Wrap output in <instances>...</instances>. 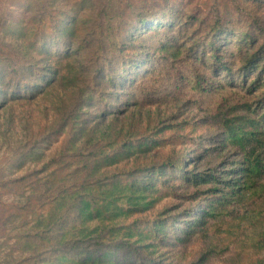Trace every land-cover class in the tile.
<instances>
[{"label":"rangeland","instance_id":"rangeland-1","mask_svg":"<svg viewBox=\"0 0 264 264\" xmlns=\"http://www.w3.org/2000/svg\"><path fill=\"white\" fill-rule=\"evenodd\" d=\"M103 2L0 0V264H264V193L174 223L204 203L186 177L236 159L217 115L256 75L264 0H113L116 84Z\"/></svg>","mask_w":264,"mask_h":264},{"label":"trees","instance_id":"trees-1","mask_svg":"<svg viewBox=\"0 0 264 264\" xmlns=\"http://www.w3.org/2000/svg\"><path fill=\"white\" fill-rule=\"evenodd\" d=\"M112 3L113 0H104L99 7L95 44L101 62L99 67L106 69L108 66L109 73L106 78L111 84H116L119 83L114 79L117 64L113 65L108 55L118 60L122 58L116 51L120 37L116 33L117 10ZM146 20L148 19H142L140 23H145ZM224 35L225 33L221 34ZM219 42L213 45V55L216 59H219L222 47V42ZM228 64L224 63L222 66L228 70L230 68ZM246 65L247 70L256 73L255 77L251 79L247 75L244 80L233 85V97L239 100L217 115L223 133L214 150L219 148L231 150L236 155V159L224 167L232 166L230 170L224 171L226 173L216 174L213 170L207 175L186 177L187 181L193 183V187L198 190L197 196H201L204 203L197 209L188 211L183 219L174 220V223L181 222V227L175 229V238L183 233L187 239L205 228L212 218L227 210L232 203L241 205L246 196L254 197L264 193V183H261L264 178V49L250 53ZM217 71H220V68ZM182 164L171 163L170 167L178 169ZM206 184L209 187L201 191L200 188ZM86 261L87 259L83 258L80 263L84 264Z\"/></svg>","mask_w":264,"mask_h":264}]
</instances>
